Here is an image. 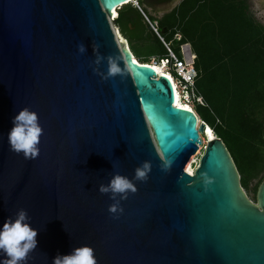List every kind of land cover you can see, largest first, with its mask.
<instances>
[{
    "label": "water",
    "instance_id": "95a60500",
    "mask_svg": "<svg viewBox=\"0 0 264 264\" xmlns=\"http://www.w3.org/2000/svg\"><path fill=\"white\" fill-rule=\"evenodd\" d=\"M132 1L0 0V224L27 210L39 229L27 264L81 245L98 264H264V180L254 203L216 135L185 170L206 123L174 106L166 75L120 47L109 18ZM109 57L120 73L107 76ZM24 107L43 129L34 159L7 141ZM146 160L147 180L109 213L99 185Z\"/></svg>",
    "mask_w": 264,
    "mask_h": 264
},
{
    "label": "trees",
    "instance_id": "16d2710c",
    "mask_svg": "<svg viewBox=\"0 0 264 264\" xmlns=\"http://www.w3.org/2000/svg\"><path fill=\"white\" fill-rule=\"evenodd\" d=\"M167 42L180 33L197 54L200 71L197 90L206 101L196 105L198 117L209 125L229 150L250 190L264 180V26L249 12L245 0H183L161 18L150 14L137 0ZM114 23L142 64L167 50L144 19L129 3L117 12ZM178 51V45L174 47ZM256 200V199H255Z\"/></svg>",
    "mask_w": 264,
    "mask_h": 264
},
{
    "label": "clouds",
    "instance_id": "9594fccd",
    "mask_svg": "<svg viewBox=\"0 0 264 264\" xmlns=\"http://www.w3.org/2000/svg\"><path fill=\"white\" fill-rule=\"evenodd\" d=\"M86 46L78 45V51L83 54ZM104 57L97 56L95 64L103 62ZM107 76H113L121 72V68L112 58H108ZM13 127L7 134L9 150L17 154L22 153L25 159L36 158L39 155V144L43 129L39 123L38 113L28 107H24L12 119ZM170 166V161L163 165L164 169ZM115 167V165H113ZM151 172V162L144 161L135 168L134 177L129 178L118 172L113 174L107 184H100L98 191L102 194H111L114 201L109 205L111 214L123 212L121 201L127 199L129 193L137 191L136 181L147 180ZM206 180V183H210ZM39 229L32 225V219L24 208L12 213L0 224V264H27V258L31 251L37 248L36 239ZM52 264H98L95 251L90 245L73 247L68 254H60L53 258Z\"/></svg>",
    "mask_w": 264,
    "mask_h": 264
},
{
    "label": "built area",
    "instance_id": "2783aa9c",
    "mask_svg": "<svg viewBox=\"0 0 264 264\" xmlns=\"http://www.w3.org/2000/svg\"><path fill=\"white\" fill-rule=\"evenodd\" d=\"M133 5L142 13L144 19L149 24L153 32L159 37L164 44L167 53L164 56H154L150 59L148 65L159 68L158 75H166L173 84L174 91L179 96L182 103L191 106L190 108L196 113V105L205 106L206 101L197 90V78L200 71L196 67L197 54L193 51L192 45L189 42L181 43L182 35L176 33L173 39L169 42L165 40L159 30L158 21H152L142 6L137 0L132 1ZM116 17L109 18L110 21H115ZM178 42V51L174 49V43ZM176 104H174L175 106ZM198 117V115H197ZM199 118V117H198ZM204 123L200 118L198 119V128L200 124ZM202 143L199 145L198 150L194 156L193 167L194 170L198 167L200 158L206 148L207 142L200 133Z\"/></svg>",
    "mask_w": 264,
    "mask_h": 264
},
{
    "label": "flooded vegetation",
    "instance_id": "af4514ba",
    "mask_svg": "<svg viewBox=\"0 0 264 264\" xmlns=\"http://www.w3.org/2000/svg\"><path fill=\"white\" fill-rule=\"evenodd\" d=\"M183 0H143L147 8L153 12L154 17L159 15V18L171 12ZM249 12L254 19L264 26V0H245Z\"/></svg>",
    "mask_w": 264,
    "mask_h": 264
},
{
    "label": "bare ground",
    "instance_id": "6f19581e",
    "mask_svg": "<svg viewBox=\"0 0 264 264\" xmlns=\"http://www.w3.org/2000/svg\"><path fill=\"white\" fill-rule=\"evenodd\" d=\"M118 9H114L113 10V15H112V17H114V14H115V11H117ZM118 15V14H117ZM116 15V16H117ZM115 16V17H116ZM121 34V33H120ZM123 37V36H122ZM117 41H119V40H117ZM119 43V42H118ZM123 44H125L127 47H126V50H129V51H131V49H130V47H129V44H128V42L124 39V37H123ZM120 45V44H119ZM120 47H121V45H120ZM122 49H123V46L121 47ZM134 59L136 60V61H138L137 59H136V57L134 56ZM157 72H159L160 70H159V68H154ZM175 104L177 105V106H180V107H183V108H186V109H190L191 111H193L190 107L191 106H189V105H186V104H184V103H182L181 101H180V99H179V96L177 95V93H175ZM194 112V111H193ZM199 119V118H198ZM201 124H202V122H201ZM200 124V125H201ZM202 136L205 138V140L206 141H209V140H211V139H214L215 138V133H214V131H213V129L209 126V125H207L206 124V126L204 127V131L202 132ZM193 162H194V156H191V158L187 161V163H186V165H185V170L186 171H188L189 173H191V174H193L194 173V167H193Z\"/></svg>",
    "mask_w": 264,
    "mask_h": 264
},
{
    "label": "rangeland",
    "instance_id": "374dc122",
    "mask_svg": "<svg viewBox=\"0 0 264 264\" xmlns=\"http://www.w3.org/2000/svg\"><path fill=\"white\" fill-rule=\"evenodd\" d=\"M117 12H118V10L115 11L114 17L117 15ZM149 12H150V14H151L152 16H154V14H153L152 11L149 10ZM157 15H158V16H157L156 18H159V15H161V14H157ZM110 23H111V27H112L113 31H114L115 34H116L117 40H119L118 42H119V44H120L121 47H122V44H121V43H123V37H122V34H120L121 32H120L119 28L116 27V25H115V23H114L113 21H110ZM176 45H178V42L174 43V46H176ZM257 183H258V180H254V181H252V183H251V185H250V190H248V191L245 190V191H246V195H247V197H248L251 201H253L254 203H256V200H255V199H256V185H257Z\"/></svg>",
    "mask_w": 264,
    "mask_h": 264
},
{
    "label": "crops",
    "instance_id": "0c3cea01",
    "mask_svg": "<svg viewBox=\"0 0 264 264\" xmlns=\"http://www.w3.org/2000/svg\"><path fill=\"white\" fill-rule=\"evenodd\" d=\"M148 9V8H147ZM148 11H149V9H148Z\"/></svg>",
    "mask_w": 264,
    "mask_h": 264
}]
</instances>
